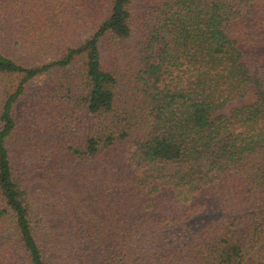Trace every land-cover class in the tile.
Returning <instances> with one entry per match:
<instances>
[{
	"label": "trees",
	"instance_id": "1",
	"mask_svg": "<svg viewBox=\"0 0 264 264\" xmlns=\"http://www.w3.org/2000/svg\"><path fill=\"white\" fill-rule=\"evenodd\" d=\"M0 264H264V0H0Z\"/></svg>",
	"mask_w": 264,
	"mask_h": 264
},
{
	"label": "rangeland",
	"instance_id": "2",
	"mask_svg": "<svg viewBox=\"0 0 264 264\" xmlns=\"http://www.w3.org/2000/svg\"><path fill=\"white\" fill-rule=\"evenodd\" d=\"M44 81H45L44 76L39 77V78L33 80L29 84V91L27 92V95L33 97L32 95L35 94V92L37 90H39V88L44 85ZM32 100L34 101L35 99L32 98ZM193 225H194V221H192V223L191 224H188L187 226L181 227L180 230L177 229V231L179 230V233H183L184 234V233H186L187 230L191 229L189 227H192Z\"/></svg>",
	"mask_w": 264,
	"mask_h": 264
}]
</instances>
